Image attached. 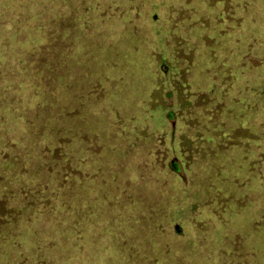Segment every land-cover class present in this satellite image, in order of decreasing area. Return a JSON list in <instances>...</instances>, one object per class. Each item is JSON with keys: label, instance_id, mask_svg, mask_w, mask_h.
<instances>
[{"label": "trees", "instance_id": "16d2710c", "mask_svg": "<svg viewBox=\"0 0 264 264\" xmlns=\"http://www.w3.org/2000/svg\"><path fill=\"white\" fill-rule=\"evenodd\" d=\"M248 1L197 4L201 7L199 16L209 20L218 14L229 24L236 22L241 27L240 14ZM4 12L7 10L1 9L0 16ZM48 20L53 21L49 29L42 36L35 35L41 37L37 48L32 45L33 24L19 20L31 36L25 40L19 33L13 36L18 48L26 45L32 50L21 60L32 59L34 66L23 82L29 80L36 90L30 95L41 99L34 108L24 106L18 99L0 107V133L8 139L0 151V264H75L89 244H98L93 241L100 236H111L124 252L120 256L122 264H179V260L195 263L192 257L198 256L199 242L188 240L186 254L188 251L183 249L161 248L154 237L155 231H164L167 221L176 226V237L182 236L178 222L183 223L188 211L198 204L209 210L203 225L196 227L201 234L210 232L215 225L221 230H233L230 236L219 235L223 261L263 264L264 253L256 245L257 232L251 235L241 231L255 224L264 226V201L257 200L264 195V146H259L264 140V112L255 104L245 105L226 96L235 82L227 53L221 58L223 82L214 85L213 76V82L206 81V88L205 84L198 86L191 81L197 59L194 49L186 47V37H178L173 48L154 50L149 45L145 55H151L153 62L150 89L157 93L153 97L166 121H175V125L170 131H161L156 139L159 148L147 146L143 151L139 134L131 137L133 143H127L128 137L122 133H134V123L128 121L129 116L126 122L124 112L120 113V98L108 96L115 94L117 84L123 82H117L118 76L113 79L115 84L106 88L107 96L88 92L76 99L72 108V98L66 96L75 77L68 66L72 53L66 41L71 36V26L62 20ZM0 27L4 29L2 23ZM172 28L183 26L176 23ZM213 40L206 38L205 49L211 48ZM251 48L252 45L241 52L240 67L251 59ZM83 55L77 63L86 60ZM262 61L264 56L256 58L254 64ZM115 63L114 68L118 67ZM82 103H88L89 113L85 115L78 112ZM236 106L243 109L239 115L232 111ZM94 111L105 112V118H93L90 112ZM121 128L123 131H119ZM235 152L243 154L241 159H234ZM146 155L151 162L134 160ZM182 172L188 175V181ZM144 177L157 191L154 201H142L136 187L128 185L140 183ZM161 218L162 226L157 223ZM42 230H46V242L36 246L34 235ZM140 235L150 236L139 239ZM32 248L38 252L34 260L29 255ZM153 254L163 256V260L160 262Z\"/></svg>", "mask_w": 264, "mask_h": 264}, {"label": "rangeland", "instance_id": "374dc122", "mask_svg": "<svg viewBox=\"0 0 264 264\" xmlns=\"http://www.w3.org/2000/svg\"><path fill=\"white\" fill-rule=\"evenodd\" d=\"M207 1L212 0H0V11L1 9L7 10L3 16H0V24L2 23L5 29L0 27V107H4V103L8 100L11 102L15 99L22 102L24 106L30 104L32 108L38 104L41 97L34 99L36 96L30 95L36 91L33 89L34 86H31L29 80L23 82V77H28L34 66L32 59L29 62L21 60L26 57L25 53L28 50L31 52L32 50L26 45L18 48L13 36L19 33L21 40L31 36L27 32L30 30L22 27L19 20L25 24H33L32 45L37 48L41 37L35 38V35L42 36V33L49 29L48 24L53 22L48 19L54 18L57 22L62 20L63 23L71 26L69 31L71 36L66 37V41L72 53L68 66L75 77H73L74 84L67 90L70 93L66 96L72 98V108L75 107V100H80L88 92H96V96H107L106 88L110 89L116 82V80L113 82V79L118 76L117 82L121 80L123 82L117 84L118 90L115 94L109 93L108 96L120 98L122 106L119 107L120 113L124 112L126 122L129 116L128 121L134 123L132 124L134 133L128 129L126 134L121 132L128 137L127 143H131L133 141L131 137L139 134L138 142L145 147L142 148L143 151L147 146L159 148L156 139L160 138L161 131H170L175 125V121L172 123L166 121L161 108L156 105V98L153 97L157 93L150 89L153 82L150 71L153 62L150 61L151 55H145L149 50V45L153 46L154 50L164 49L166 46L173 48L178 37H186L189 41L186 47L194 49L197 59V70L191 77V81L198 86L205 84V87L208 85L206 81H214L213 76H215L214 85L223 82L222 70L224 69L221 67V58L226 52L229 63L233 67L232 76L235 80L226 96L230 100L236 98L245 105L255 104L261 113L264 112V61L260 65L254 64L256 58L264 56V0L247 2L248 7L240 14L243 18L241 27L236 22L229 24L230 21H224L223 17H219L218 14L213 15L209 20L201 19L199 16L201 7L197 4L205 5ZM237 17L238 15L235 18ZM155 18L156 21H154ZM63 19L69 21L65 22ZM193 22L196 25L192 26ZM39 23V27H36ZM176 23H180L183 28L173 29ZM220 34L223 37H220ZM145 37L148 38L146 44L144 43ZM206 38L214 39L210 44V49H205ZM255 38L259 42L253 41ZM250 45H252L251 59L244 61L246 64L240 67L241 52L250 48ZM223 49H225L224 52H222ZM82 54L86 60L77 63L76 60H80ZM94 56L98 57L97 61L92 60ZM115 62L118 63V67L114 68ZM84 66L92 68L87 70ZM127 66L129 69L126 68ZM24 67L29 70H25ZM121 68L126 70L121 71ZM51 69H53L52 66ZM75 84L77 85L74 86ZM224 88L222 87V90ZM79 106V113L83 115L89 113V109L86 108L88 103H82ZM242 110V107L238 106L232 108L236 115H239V111ZM97 113L90 112V116L100 119L106 116L105 112ZM253 131L256 130L253 129ZM7 141L6 136L0 133V151L5 149ZM259 146H264V140L259 142ZM232 156L234 159L236 157L241 159L243 154L235 152ZM134 160L151 162L147 155L134 158ZM125 171L124 168V175H126ZM181 175L188 181L187 174L182 172ZM257 179L261 180V178ZM128 185L137 188L135 190L142 201H154L157 191H154L152 183L147 178L144 177L140 183H129ZM125 199L128 197L126 196ZM257 200L264 201V195H259ZM166 212L163 216L168 213ZM208 217L209 210L198 204L196 209L188 211L183 223L178 222L177 226L181 229L182 236L176 237V226L167 221L168 225L164 226V231L161 233L155 231L154 239L161 248L174 247L177 251L182 249L188 251V240L194 239L200 243L198 256L192 257L195 263L237 264L238 261L235 260L223 261L219 251V235L229 234L230 236L233 233L232 229L221 230L215 225L210 232L203 234L196 229L198 224L203 225ZM163 221L164 219L157 223L162 226ZM255 231L258 237L256 245L264 253V226L255 224V226L244 228L241 233L253 235ZM45 234L46 230L36 233L34 245H41ZM150 235H145V237L140 235L138 238L145 239ZM94 242L98 244H89L86 251L81 254V260L74 262L75 264H122L120 256H123L124 252L118 248L111 236L109 239L100 236L99 240H94ZM106 247L107 250H105ZM88 250H94V252L88 253ZM194 250H197V247ZM188 253L189 251L186 254ZM11 255L17 258L15 254ZM29 255L33 260L37 259L36 248L30 249ZM153 256H156L160 262L163 260V256L158 254H153ZM195 263L188 262L187 264ZM179 264H184V261L179 260Z\"/></svg>", "mask_w": 264, "mask_h": 264}]
</instances>
